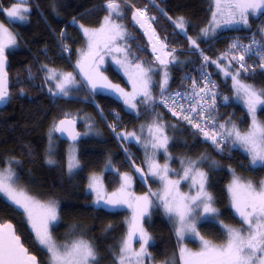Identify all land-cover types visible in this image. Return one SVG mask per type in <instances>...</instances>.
<instances>
[{
	"label": "trees",
	"instance_id": "16d2710c",
	"mask_svg": "<svg viewBox=\"0 0 264 264\" xmlns=\"http://www.w3.org/2000/svg\"><path fill=\"white\" fill-rule=\"evenodd\" d=\"M14 1L0 0L4 7H9ZM118 2L121 3L123 13L118 18L131 34L128 39L131 52L139 58L134 62L146 60L152 62L157 69L160 68L145 33L132 18L135 8H146L147 15L155 17L152 24L161 39L169 48L177 49L174 53L175 62L167 66L172 75L167 86L170 91L185 86L187 71L199 62L195 53L186 51L195 49L189 37L198 38L199 47L206 48L213 59L219 58L227 52L231 44L228 37L230 34L250 33L257 28L260 18L264 17L263 12L253 18L252 27L248 30L226 31L205 40L201 30L211 21L212 0H130L127 4L124 0ZM106 3L107 0H30L32 9L29 20L11 26V30L18 35L17 45L6 51L9 61L10 97L6 105L0 108V168L17 159L22 165L21 174L27 170L26 172L34 175L43 190V196L52 197L59 203V220L53 227L54 236L59 241H67L79 235L85 236L98 250L100 264H114L113 253L117 251L121 239L127 234L131 213L126 209H112L105 205L94 206L93 196L88 190L90 177L104 172L105 183L109 190L113 191L121 184V174L128 173L134 181L131 187L139 195L152 191L157 183L148 173L143 154L132 139H128L130 147L142 160L141 169L147 179L141 181L136 174L130 173L116 137L99 117L92 101H95L110 119L119 117L120 132L124 129L125 132H131L142 119H155L160 113L169 121L176 123V134L171 141V149L177 155L207 157L203 163L208 177L206 190L213 195L215 206L219 210V219L227 224L242 225L241 218L231 207L228 193V185L233 176H241L259 185V182L264 180V165L252 167L249 164V157L243 151L234 149L231 143L228 144L230 153L218 151L199 138L191 126L179 123L156 104L151 107L142 104L140 111L133 114L114 96L98 91L92 92L85 81L71 88L68 96H59L49 91L50 87L45 81L46 75L42 66L76 72L79 53L87 42L80 25L100 26L109 12ZM178 17L185 18L187 34L175 27L173 22ZM0 19L10 27V22L3 12H0ZM261 27H264V23L258 29ZM254 36L260 39L258 30ZM114 54L121 53H107L104 50L101 55ZM251 59L248 57L247 61ZM233 66L235 67V62ZM209 69L218 85L215 105L217 121L223 123L230 119L231 122L247 125L249 114L233 99L229 82H226L218 72L213 71L212 63ZM102 73L111 82L127 85L123 75L125 73L112 62L108 63ZM155 73L158 79V71ZM241 76L247 82L264 89L262 68H249V71L242 72ZM151 92L156 98L160 95L158 82H155ZM224 97L228 99L225 100ZM65 114L79 121L80 131L84 130L85 126H89L92 131L87 137L79 140L80 167L74 172L67 169L68 143L56 134L54 138L58 140V144L54 146V151H50L49 148L53 126L65 117ZM258 114L264 121V106ZM86 122L89 125H84ZM50 157L55 161L54 164L47 163ZM108 163H111L114 171L105 172ZM28 173H24L23 178H26ZM0 221L12 222L25 247L38 258L40 264H48L49 254L34 242V233L25 220L23 210L11 205L1 195ZM142 224L152 237L148 251L153 261L170 263V260H175V264H182L179 259L180 247L193 246L197 250L199 248L198 243L190 239V236L185 235L182 241H178L176 235L178 226L165 213L157 198L154 199ZM197 229L201 236L215 243H222L225 240V230L217 221L202 220L197 224ZM138 246L139 241L135 249Z\"/></svg>",
	"mask_w": 264,
	"mask_h": 264
},
{
	"label": "snow or ice",
	"instance_id": "6c2138e0",
	"mask_svg": "<svg viewBox=\"0 0 264 264\" xmlns=\"http://www.w3.org/2000/svg\"><path fill=\"white\" fill-rule=\"evenodd\" d=\"M129 2L130 0H124L126 4ZM27 3L28 0H19L7 8L0 3V11H3L10 21H27L31 11ZM210 7L214 8L211 13L212 21L208 28L201 30L203 36L214 34L215 28L219 27L243 25L250 28L249 16L264 12V0H212ZM106 8L109 15L104 17V23L99 29H88L80 25L84 35L88 37L89 44L88 51L82 52L77 67L92 92L98 89L108 90L122 99L123 103L132 110L137 109L138 103L148 107L160 103L168 108L173 116H179L180 119L191 124L205 140L211 141L218 151H223L225 142L238 144L251 155L252 165L258 162L264 165V123L256 119L257 108L264 106V89H256L251 84L243 83L241 79V73L249 71V65L246 62V56L249 54H255L259 58V66L264 69V27L258 29L259 40L253 36L251 42L243 46L239 41L234 42L229 46V51L221 57V59L228 58V67L222 69L223 73L226 77L231 76L236 96L243 100L252 117L251 127L246 132H241L230 119L224 123L217 121L215 84L207 78L206 73L203 74L202 83L198 84L195 79H192L189 91L173 93L168 90L169 75L166 69L170 62L176 60L175 49L164 51L168 46L152 27L155 17L148 16L146 8H135L132 18L141 29L145 30L152 51L154 53L163 52V56L155 57L159 65L164 66L165 69L163 79L158 84L160 99L157 101L151 92L150 73L153 72V68L144 67L140 62H134L139 58L130 50L131 45L128 44V39L131 34L127 32L124 25L116 23L113 18V14L123 15L121 3L118 0H107ZM173 23L182 32L187 31L184 17H178ZM17 35L4 22H0V103L8 101L10 97L5 71L6 51L17 45ZM189 39L193 48L199 49L197 41L191 37ZM121 42H123V47ZM101 50H106L107 53L123 54V59H114L132 83V92H126L119 85L113 84L99 71V66L103 62ZM203 60L205 63L219 64V61H211L208 56H203ZM234 62L235 67H233ZM42 67L47 72L45 81L55 82L56 93L54 94L68 96L71 88L77 86L78 82L71 72H57L56 69H50L47 65ZM49 91L51 92L52 89L49 88ZM224 99L227 100L228 97ZM75 124L76 119L65 114L64 119L54 124L53 131L66 133L72 140H76L80 134L75 132ZM166 127L157 115L148 126L149 139L144 142V147L146 149L151 147L152 150L151 155L148 156V173L163 182L162 193L134 196L130 191L132 177L124 173L120 177L122 181L120 188L106 194L100 178L91 177L88 187L96 194L94 200L96 205L103 203L112 207L127 206L133 212L127 234L121 239L117 251L113 253L114 264H146V261L151 259L148 246L152 237L144 229L142 220L148 215V209L152 206V196L157 198L165 213L174 224L178 225L176 228L178 241H182L185 235H191L199 240V251H192L186 246L180 247L179 259L182 264H264V181H260L257 186L250 181L244 182L234 175L228 188L231 193L232 206L241 218L243 226L232 228L219 221L225 230L224 242L214 243L206 240L197 229V221L218 216V210L214 207V199L206 190L207 173L198 167L200 161H182L181 163L185 164L182 174L176 173L175 169H170L167 163L161 165L156 161L157 152L161 150L166 154L168 152L170 138L166 134ZM112 130L115 132L114 126ZM143 131L144 126L142 125L141 132ZM116 135L122 140L140 141V137L135 132H122ZM203 159L205 158L201 157V160ZM47 163L54 164L55 161L50 157ZM78 166L79 162L75 158L73 148L68 159L69 172ZM135 171L147 179L143 169L136 168ZM170 172L176 173L179 179H171ZM181 180H190V187L196 189L195 194L181 193L179 190ZM0 194H3L11 205L23 210L25 220L34 233V242L49 254L48 264H100L98 250L88 240L81 238L57 244L50 231L51 225L59 218L56 202L42 203L27 194L19 186L17 173L13 170L11 163L6 171H0ZM134 241H139L138 250L133 247ZM0 264H39L37 257L30 254L21 241L20 235L17 234L16 226L11 222L0 221ZM172 264H175L174 260Z\"/></svg>",
	"mask_w": 264,
	"mask_h": 264
},
{
	"label": "rangeland",
	"instance_id": "374dc122",
	"mask_svg": "<svg viewBox=\"0 0 264 264\" xmlns=\"http://www.w3.org/2000/svg\"><path fill=\"white\" fill-rule=\"evenodd\" d=\"M14 2H19V0H15ZM0 3H1V2H0ZM3 7H4V6H3ZM27 7H29L30 9H32L31 4H30V0H28ZM4 8H7V7H4ZM142 9H143V8H142ZM213 11H214V8H213ZM0 12H3V11H0ZM30 12H31V11H30ZM121 12H122V10H121ZM3 13H4V12H3ZM262 13H263V12H262ZM262 13H261V14H262ZM4 14H5V13H4ZM108 15H109V12H108L105 16H108ZM259 15H260V14H259ZM259 15H250V16H249V25H250L251 27H252V19L258 17ZM5 16H6V14H5ZM28 16H30V13L28 14ZM118 17H119L118 15L113 14V18L115 19V22H116V23H120V24L123 25V23L119 20ZM6 18L9 20V18H8L7 16H6ZM28 20H29V18H28ZM28 20H27V21H28ZM27 21H19V20L10 21V20H9V22H12L13 24H15V23H26ZM211 21H212V16H211ZM211 21H210L209 25H208L206 28H208V27L210 26ZM0 22H3V21L0 19ZM103 23H104V18H103L102 24H103ZM102 24H101L100 26H98V27H88V26H85V25H84V27H85V28H88V29H99V28L102 26ZM6 26H7V25H6ZM251 27H250V28H251ZM250 28H249V27H245V26H243V25H232V26H225V27L215 28V32H214V34H211V33H210L208 36H203V35H202V32H201V35H202L203 39L207 40V39L214 38V37L217 36L218 34L223 33V32H226V31L248 30V29H250ZM10 30H11V29H10ZM12 31H13V30H12ZM81 31L83 32V29H81ZM183 33L187 34V33H188V30H187L186 32H183ZM83 34H84V32H83ZM84 36H85V35H84ZM85 38H86V41H87V42H86V44H85V47L82 48L81 51H80V53H79L78 61L81 59L82 52H87V51H88L89 40H88V37H87V36H85ZM100 39L102 40L103 38L101 37ZM193 39H194V38H193ZM197 39H198V38H197ZM197 39H195V40H196L197 43H198L199 40H197ZM121 46L123 47L124 45H121ZM103 52H104V50H101V53H100V54H102ZM117 53H118V52H117ZM114 58H120V59H123V54L121 53L120 55H119V54H114V55H110V56H103V62H102V63L100 64V66H99V71L102 72L103 69H106V68H107L108 63H109V62H112L115 66L118 67V69H119L120 71H122V72L124 73L123 69H121V68L115 63V59H114ZM78 61H77V63H78ZM217 61H219V64H214L215 72H218L219 74H221L222 77L224 78V80H225V78L228 79V82H229V85H230V89H231V91H232V95H233L232 97H233V99H234L236 102L240 103V104H241V105L247 110V112H248V109H247L245 103L243 102V100L239 99V98L236 96L235 87H234L233 80H232L231 76L226 77V76L224 75V73L222 74L223 70L221 71V69H220V65H221V63H220V59L218 58ZM77 63H76V66H77ZM140 63H142V64L144 65V67H149V66L152 67V65H148V66H147L148 63H147L146 60H142V61H140ZM225 67H228V65H227V66L225 65L223 68H225ZM233 67H234V66H233ZM48 68H50V69L54 68V69L57 70V72H63V73L70 72V71H67V70H65V69H61V68H57V67H49V66H48ZM42 69H43L45 75H47L46 69L43 68V67H42ZM76 70H77V72H71V73L75 76V79H76V81L78 82V83H77V86H78L79 81H80V78L77 76V74L80 75L81 78L83 77V74L80 72V70H79L78 67H76ZM229 70H231V69H229ZM123 75H124V79H125V81L127 82V85H123L122 83H114V82H112V83H113V84H117V85H119V86H120L121 88H123L126 92H132V83L129 81L127 75H125V74H123ZM150 75H151V87H152L153 82H154L153 73H150ZM162 77H163V74H162ZM241 79H242V82H243V83L251 84V85H253L256 89H262V88H258V87H256L254 84H252V83H250V82H247L246 80H244V79L242 78V76H241ZM47 83L49 84V87L52 89V92H53V93H56V89H55V86H54V85H55V82H54V81H49V82H47ZM97 91L100 92V93L109 94V95H111V96H114L115 98H117L118 100H120V101L123 103V100H122V99L118 98L116 95H114L113 93H111V92L108 91V90H105V89H98ZM56 95L63 96V95H60V94H56ZM123 105H124L125 109H126L128 112L133 113V114H137V113L140 111V109H141L142 103H138V104H137V109H135V110L129 109L124 103H123ZM262 107H263V106L257 108V111H256V119H257L259 122L264 123V121L260 118V116H259V114H258V111H259ZM248 114H249V117H250V119H249L250 122L248 121V124H247V125H246L245 123L240 124V123L232 122V123H234L235 125H237V127L241 130V132H246V131L251 127L252 117H251V114H250L249 112H248ZM158 116L160 117V119L163 118L164 120H162V121L165 123V125H166L167 127H169V124L167 123L166 119L164 118V115L160 113V114H158ZM87 119H89V115H87ZM85 121H87V120H85ZM151 122H152V121H151V120H148V118H144V119H142V120L140 121V123H139L138 125H136V126L131 130V132H135V133L137 134V136L140 137V141H139V143L141 144V147H142V149L144 150L145 155H146V153H147V155H146V160H147V162H148V156L151 155L152 150H151V147H148V148L146 149V148L144 147V142H145L146 140L149 139L148 126L151 124ZM223 123H224V122H223ZM85 124H86V125H89L88 122L84 123V125H85ZM142 125L144 126V131H143V132H141V126H142ZM88 127H89V126H85V129L80 131V133H79L80 135H79L78 138L76 139V142H74V143H68V144L66 145V150H67V169H68V159H69V154L72 152L73 148H74V155H75V158H76V160L79 162V166L76 167V168H74L71 172L76 171V170L80 167L79 140H80L81 138H83V137H87V135H89V134L92 133V132H90V128H88ZM167 127H166L165 131H166V134L168 135V137L170 138V139H169V144H168V152H167V154H166L163 150L157 152L156 157H155L156 161H157L159 164H161V165L167 163L170 169H175V170H176V173H181V174H182V169H183V167H185V164H182V163H181L182 161H185V162L188 161V160H192V161H200L198 167L200 168L201 171H204V172H205V170H204V168H203V163H204L205 159L201 160V157H203L202 155H198V156L194 155V156H191V154L182 155V154H180V153H178V154H180V155H177V153L171 149V147H170V144L172 143V142H171V136H170V134H169V132H168ZM229 127H230V125H229ZM175 129H176V127H175ZM179 129H180V127H179ZM85 133H86V134H85ZM55 135H56V132L53 131V129H52V132H51V135H50L51 140H50V138H49V142H50L49 148H50V151H52L53 148H54V146H55L56 144H58V140L54 138ZM132 140H133V139H132ZM66 143H67V142H66ZM232 147H233L234 149H239V150L243 151V152L249 157V164H250L252 167L262 166L259 162H258L256 165H252V164L250 163V161H251V155H250V154H249V153H248L243 147H241L240 145H238V144H237V145H233V144H232ZM49 148H48V149H49ZM53 151H54V150H53ZM145 155H143V156L145 157ZM204 158H207V157L204 156ZM177 160H178V161H177ZM11 165H12L13 170L17 173V179H18V184H19V186L22 187L23 190L27 192V194H29V195L35 197L37 200L41 201L42 203H45V202H48V201H55L56 204H57V206H58V217H59V203H58L55 199H53L52 197H47V198H45V197L43 196V190L41 189V186L39 185V182L36 181L35 176H34V175H31V173L29 174L28 172H26L27 170L24 171V172L21 174L20 169L22 168V165L20 164V162H19L17 159L12 160V161H11ZM8 166H9V165H7V166L4 167V168H0V171H6L7 168H8ZM109 170H113V171H114L113 166L111 167V163H108V164H107V166H106V168H105V172H107V171H109ZM68 171H69V170H68ZM130 171H131L130 173H133V171H132L131 169H130ZM24 173H25V174L28 173V176H27L26 178H23V177H24ZM176 173H172V172H170V173H169L170 178H171V179H179V176H178ZM104 174H105V173L102 172V173H99V174H94V175H92V176H97V177L100 178L104 193H106V194H110V193H112V192L117 191V190L120 188L121 184L119 185V187H118L117 189H115V190H113V191L109 190L107 184L105 183ZM127 174H128V173H127ZM92 176H91V177H92ZM121 176H122V174H121ZM130 176H131V175H130ZM235 176H237V175H235ZM91 177H90V179H89V183H90ZM131 177H132V176H131ZM233 177H234V176H233ZM238 177H240L244 182H249V181H250V180H245V178H242L241 176H238ZM152 178H153V179L156 181V183H157V184H156V187L152 188V191H149L148 193H145V194H143V195H142V194L139 195V194H138V193H137V192L131 187V188H130L131 193H133L134 196L150 195V193H158V194L162 193L163 182H162L160 179L156 178V177H153V176H152ZM232 180H233V178H232ZM232 180H231V182L229 183V185L232 183ZM263 181H264V180H263ZM133 182H134V181H133V178H132V182H131V183H133ZM250 182H252V181H250ZM121 183H122V181H121ZM252 183H253L254 185H256L254 182H252ZM88 185H89V184H88ZM229 185H228V186H229ZM257 186H258V185H257ZM88 190H89V192H90V193L92 194V196H93V205H94V206L99 207V206L105 205V204H103V203H101L100 205H96V204L94 203V200L96 199V194H95L92 190H90L89 187H88ZM179 190H180L181 193L195 194V192H196L195 187H190V180H181L180 185H179ZM228 193H229V197H230L231 207H232L233 211L235 212V214H236L237 216H239V215L236 213L235 208L232 206L231 193L229 192V188H228ZM210 194H211V193H210ZM0 195H1L2 197H4L3 194H0ZM211 195H212V194H211ZM212 197H213V195H212ZM155 198H156L155 196H152V197H151V199H152L153 202H154V199H155ZM213 199H214V198H213ZM152 205H153V203H152ZM105 206H107V207H109V208H112V209H124V210L126 209V210H128V211L131 213L129 221H130L131 218H132V215H133L132 209H131V208H128L127 206H119V207H112V206H110V205H105ZM151 207H152V206H151ZM151 207H149L148 212L150 211ZM214 207H216V206H215V203H214ZM216 208H217V207H216ZM217 210H218V209H217ZM218 214H219V210H218ZM143 219H144V218H143ZM170 219H171V218H170ZM58 220H59V218H58ZM58 220H57L56 222H54V223L51 225V228H50L52 238L57 242V244L68 243V242L71 241V240L81 239V238H82V239H85V240H88L87 238H85V236L79 235V236H75V238H73V239L71 238L70 240H67V241H59V240L54 236V234H53V227L58 223ZM171 220H172V219H171ZM202 220H214V221H217L218 223H219V221H221V220L219 219L218 216H217L216 218H213V217H207V218H202V219L198 220V221H197V224H198L200 221H202ZM222 222H223V221H222ZM142 223H143V220H142ZM128 224H129V223H128ZM219 224H220V223H219ZM223 224H227V223L223 222ZM175 225H176V224H175ZM220 225H221V224H220ZM227 225H229V226L232 227V228H241V227L243 226V225L235 226V225H230V224H227ZM176 226H178V225H176ZM221 227H222V226H221ZM222 228H223V227H222ZM127 231H128V229H127ZM198 231H199V230H198ZM199 233H200V232H199ZM186 236H190V239L196 241V242L198 243V246H199L198 250H197L196 248H193V246H192V248L189 247V246H187V248L190 249V250H192V251H199V249H200V243H199V240L196 239V238H194V237H192L191 235H186ZM205 239H206V238H205ZM206 240H210V239H206ZM88 241H90V240H88ZM210 241H212V240H210ZM90 242H91V241H90ZM137 242H138V241H134V242H133V247H134V248H135ZM212 242H214V241H212ZM214 243H215V242H214ZM138 249H139V246L137 247V250H138ZM174 261H175V260H174ZM166 262H167V261H153V259H150L149 261H146V264H166ZM168 264H172V260H170V263L168 262Z\"/></svg>",
	"mask_w": 264,
	"mask_h": 264
},
{
	"label": "built area",
	"instance_id": "2783aa9c",
	"mask_svg": "<svg viewBox=\"0 0 264 264\" xmlns=\"http://www.w3.org/2000/svg\"><path fill=\"white\" fill-rule=\"evenodd\" d=\"M144 9V8H143ZM264 23V17L263 18H260L258 24H257V28L254 29L252 32L250 33H246V34H243V33H235V34H230L228 37L230 38V41H231V44L234 43V42H237L239 41V43L241 44V46L243 45H247L251 42L252 40V37L255 35L256 33V30H258V27L260 25H262ZM143 30V29H142ZM156 31V30H155ZM143 32L145 33V31L143 30ZM157 33V32H156ZM158 35V33H157ZM145 36L147 37V40L150 44V49H151V52L154 56V58L159 55V56H163V52H160V51H157V52H153L152 51V46H151V43L149 41V37L148 35L145 33ZM159 36V35H158ZM160 37V36H159ZM247 38V39H245ZM161 39V37H160ZM162 40V39H161ZM257 40H259L257 38ZM165 43V42H164ZM230 44V45H231ZM157 47H159V45H157ZM172 49H175V48H169L167 47L164 51H170ZM177 49H175L176 51ZM188 52H192V53H195L198 58H199V62L196 63L193 67L190 68L189 71H187V74H186V83H185V86H183L182 88H177L171 92L175 93L177 91H180V92H184V91H189L190 90V85H191V81L192 79H195L197 81V83H202V77H203V74H207V78L209 80H211L212 82H214L215 84V88H214V91L216 92V95H217V92H218V85H217V81L216 79L211 75V72H210V69H209V65L211 64V62L209 63H205L204 60H203V56H208L210 58V60L212 61V57L208 54L206 48L204 47H199V49H188L186 50ZM227 51H229V47L227 49ZM233 52H235V50H233ZM175 53V52H174ZM236 54H239V53H236ZM248 57H251L252 59L248 62L247 61V58ZM170 61H171V57L168 58ZM158 62V61H157ZM246 62L247 64L249 65V68L251 69H254L256 67H260L259 66V58L255 55V54H249L248 56H246ZM171 63V62H170ZM170 63L168 65H170ZM159 64V63H158ZM167 65V66H168ZM162 66V65H160ZM261 68V67H260ZM264 70V69H263ZM160 99V95L157 97V101H159ZM92 103L95 105V107L97 108V112H98V115L99 117L102 119V121L109 127V129L111 130V132L114 134V136L116 137L120 147H121V154L123 156V159H124V162L125 164L129 167V169H131L133 171L134 174H136L138 176V179H140L141 181H145V179L141 176V174L137 171H135L136 168H141L143 166V163H142V160L140 159L139 155L133 151L130 147V144H129V140L126 139V140H122L121 138H119L116 133H122V132H125V129L123 131L120 132V122L118 121V116L112 120L110 119L103 111H101L100 107L98 106V104L95 102V101H92ZM156 105H158L159 107H161L164 111H166L167 114H169L171 117H173L176 121H178L179 123L183 124V125H188V126H191L192 130L194 131V133L201 139H203L204 141H206L208 144H210L211 146L215 147L214 145H212L211 141L209 140H205V138L200 135L198 133V130L195 129L191 124H188L185 120L183 119H180L179 116H173L171 114V112L168 110V108H166L164 105L160 104V103H157ZM113 126L115 127V132H113ZM211 127V126H210ZM228 144L229 142H225L224 143V147H223V151L221 152H225L226 154L230 153V149L228 147ZM216 148V147H215ZM217 149V148H216ZM127 150V151H126Z\"/></svg>",
	"mask_w": 264,
	"mask_h": 264
},
{
	"label": "crops",
	"instance_id": "0c3cea01",
	"mask_svg": "<svg viewBox=\"0 0 264 264\" xmlns=\"http://www.w3.org/2000/svg\"><path fill=\"white\" fill-rule=\"evenodd\" d=\"M217 59L218 58H215V59H213L212 58V61H217ZM219 59H220V63H221V65H220V69H221V71H222V69H223V67L226 65H228V58H224V59H221V57H219ZM147 66L148 65H152V62H149V61H147ZM159 67L161 68V66L159 65ZM152 68H153V78H154V82H153V85H152V87H151V90H152V88H153V86H154V84H155V82L157 83L158 82V84H159V82H161L162 81V79H163V77H162V74H163V72H164V68H158L157 69V67H155V66H153L152 65ZM212 69H213V71L215 72V67H214V63H212ZM167 70V69H166ZM156 71H158V73H159V77H158V79L155 77V72ZM77 72V71H76ZM167 72H168V75H169V80H168V85H169V83H170V81H171V77H172V75H171V73H170V71H169V69L167 70ZM222 74H223V72H222ZM221 75V74H220ZM77 76L80 78V81H79V84L78 85H80L83 81H84V76L81 78V76L80 75H78L77 74ZM222 76V75H221ZM225 81L226 82H228V79H226L225 78ZM167 85V86H168ZM165 119H166V121H167V123L169 124V127H167V129H168V132H169V134H170V136H171V141L173 140V138H174V136H175V134H176V129H175V127H176V123H173L172 121H169L166 117H164ZM162 120H164L163 118H161ZM151 121L153 120V119H150ZM174 126V127H173ZM179 127V126H178ZM90 132H92L91 131V129H90ZM133 141H134V143L139 147V149H140V151H141V153L143 154V155H145V153H144V150L142 149V147H141V144L138 142V141H136L135 139H133ZM144 157V156H143ZM144 160H145V162H146V164H147V166H148V162H147V160H146V155H145V157H144ZM129 175V174H128Z\"/></svg>",
	"mask_w": 264,
	"mask_h": 264
},
{
	"label": "water",
	"instance_id": "95a60500",
	"mask_svg": "<svg viewBox=\"0 0 264 264\" xmlns=\"http://www.w3.org/2000/svg\"><path fill=\"white\" fill-rule=\"evenodd\" d=\"M8 66H9V61H8V58H7V62H6V65H5V71H6V73H7V80H8V91H9V93H10V89H9V86H10V82H9V76H8ZM6 103H7V101L6 102H4V103H0V108H2V107H4L5 105H6ZM65 117H63V118H61V119H64ZM70 118H72V117H70ZM60 119V120H61ZM59 122V121H58ZM57 122V123H58ZM74 130H75V132H77V133H80V123H79V121L78 120H76V124H75V128H74ZM56 134L58 135V137L60 138V139H62V140H64L65 142H67V143H74V142H76V140H72L66 133H60V132H56ZM7 222H10V221H7ZM12 223V222H11ZM13 224V223H12ZM21 241H22V239H21ZM27 248V247H26ZM29 250V249H28ZM30 252V251H29ZM30 254H32L31 252H30ZM32 255H34V254H32ZM38 259V258H37ZM39 261V260H38ZM40 264V263H39Z\"/></svg>",
	"mask_w": 264,
	"mask_h": 264
},
{
	"label": "flooded vegetation",
	"instance_id": "af4514ba",
	"mask_svg": "<svg viewBox=\"0 0 264 264\" xmlns=\"http://www.w3.org/2000/svg\"><path fill=\"white\" fill-rule=\"evenodd\" d=\"M4 15H5V14H4ZM5 17H6V16H5ZM7 20H8V19H7ZM8 21H9V20H8ZM4 23H5V22H4ZM6 25H7V24H6ZM9 25H10V27H9V26H8V27H9L10 29H12V28H11V26L13 27V23H12V22H10V24H9Z\"/></svg>",
	"mask_w": 264,
	"mask_h": 264
},
{
	"label": "bare ground",
	"instance_id": "6f19581e",
	"mask_svg": "<svg viewBox=\"0 0 264 264\" xmlns=\"http://www.w3.org/2000/svg\"><path fill=\"white\" fill-rule=\"evenodd\" d=\"M152 27L154 28L153 24H152ZM155 29V28H154ZM144 30V29H143ZM145 31V30H144ZM156 32V31H155ZM157 34V33H156ZM120 128H121V125H120Z\"/></svg>",
	"mask_w": 264,
	"mask_h": 264
}]
</instances>
